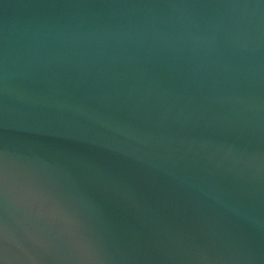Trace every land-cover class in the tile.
<instances>
[{"label": "water", "instance_id": "obj_1", "mask_svg": "<svg viewBox=\"0 0 264 264\" xmlns=\"http://www.w3.org/2000/svg\"><path fill=\"white\" fill-rule=\"evenodd\" d=\"M0 264H264V0H0Z\"/></svg>", "mask_w": 264, "mask_h": 264}]
</instances>
